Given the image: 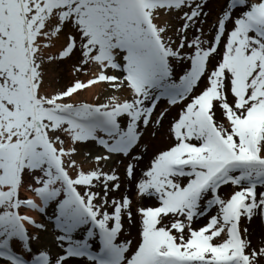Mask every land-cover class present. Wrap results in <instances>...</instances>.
Wrapping results in <instances>:
<instances>
[{
	"label": "snow or ice",
	"instance_id": "obj_1",
	"mask_svg": "<svg viewBox=\"0 0 264 264\" xmlns=\"http://www.w3.org/2000/svg\"><path fill=\"white\" fill-rule=\"evenodd\" d=\"M0 264H264V0H0Z\"/></svg>",
	"mask_w": 264,
	"mask_h": 264
},
{
	"label": "rangeland",
	"instance_id": "obj_2",
	"mask_svg": "<svg viewBox=\"0 0 264 264\" xmlns=\"http://www.w3.org/2000/svg\"><path fill=\"white\" fill-rule=\"evenodd\" d=\"M215 2L216 0H212V6L215 5ZM215 19V16L213 15L212 17H210L209 19V23L208 24H211L212 21ZM173 23H177L176 21H172ZM72 61H68V62H65L63 64H61L59 66V69H53L52 72L50 73V79L53 81V87H63L67 84H69L73 79L74 77L72 76L71 74V69H72ZM62 68H66V71H65V75H66V81H63L62 80V77H61V73L57 72V71H60ZM85 76H83L81 74L80 78L83 79ZM111 94H114L113 93V90L111 88H109L107 85H104L103 89L101 90V94L99 95L100 96V100L97 101L96 98H92L90 100H85L82 98V96H80V98L78 99L79 101H83V102H90V103H101V102H105L106 101V98L111 95ZM96 100V101H95ZM165 104H163V102H161L157 108V113L159 111H161L163 108H165ZM178 110L176 109H170L169 111V114L166 116V119L163 121V126H165V123L166 122H171L174 118L177 117V114H178ZM168 127L169 125H167V128H166V131L164 132H168ZM161 132V131H160ZM158 131L157 133V136L155 138L151 137V135H145L144 137V143H146L148 145V153L146 155H144L143 157V160L140 162V164L138 165L139 166H142L143 169L146 168L147 166H149L150 164V159L152 157V154L158 150H164L166 149L167 147L170 146V144L174 143L173 141L170 143V144H165V143H162V144H159V145H155L153 144L152 142H154V140L161 136V135H164L162 133H160ZM151 146L153 147V149H151ZM86 152H91V151H88L84 145L80 146V155L77 157V160L78 161H82V160H85V156H84V153ZM149 156V157H148ZM148 157V158H147ZM92 165L90 163H87L85 161V168H88V167H91ZM120 168V172L121 174H123V165H120L119 166ZM107 170V169H106ZM137 175H139V171H137ZM231 189H229V187H225L223 190H222V194L224 195H228L227 193L230 192ZM121 191H123V189H121ZM145 203V202H144ZM146 205L148 204H151V202L145 203ZM50 237H45V239H48Z\"/></svg>",
	"mask_w": 264,
	"mask_h": 264
},
{
	"label": "bare ground",
	"instance_id": "obj_3",
	"mask_svg": "<svg viewBox=\"0 0 264 264\" xmlns=\"http://www.w3.org/2000/svg\"><path fill=\"white\" fill-rule=\"evenodd\" d=\"M213 7L214 8L216 7V2H215V5ZM210 26H211V24H208L205 27H206V29H208V28H210ZM65 71H66V68H62L60 71H57V72L61 73V77H62V80L63 81H66ZM83 79H87V77H84ZM103 87H104V84H100V85L93 86L91 89L86 90V91L82 92L79 96L75 97V99L78 100L80 98V96H82V98L85 99V100H90L92 98L94 99L97 95H100L101 94V90L103 89ZM122 95H124V94L122 93ZM167 125H169V122H166L165 123V126H163L159 130V132L161 131L160 133H162L164 135H161V136L157 137L154 140V142H152L153 144L159 145V144L165 143L167 145V144H170L173 141V140H171L169 138L168 132H164V131H166ZM84 147L88 151H90L93 146L91 144H87V145H84ZM151 149H153L152 146H151ZM94 152H96V150H93L92 151V153H94ZM140 169H143V167L142 166H139L138 169H137V171L140 172ZM202 222L203 221H199L197 223V226H199V224H201ZM129 238H132L134 240V242H135V239H136V230L135 229H132V235ZM258 238H259V232L257 231V234L253 237V239H254V241H256V240H258ZM122 239H123V237H122Z\"/></svg>",
	"mask_w": 264,
	"mask_h": 264
}]
</instances>
